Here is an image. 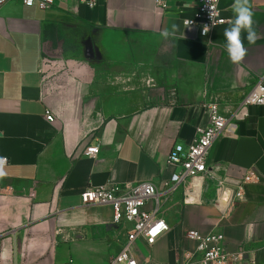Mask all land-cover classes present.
I'll use <instances>...</instances> for the list:
<instances>
[{
	"label": "crops",
	"instance_id": "crops-1",
	"mask_svg": "<svg viewBox=\"0 0 264 264\" xmlns=\"http://www.w3.org/2000/svg\"><path fill=\"white\" fill-rule=\"evenodd\" d=\"M88 1L40 11L10 0L0 9V157L8 161L0 166V264H108L126 226L112 224L109 205L84 207L80 193L159 188L175 170L167 166L172 147H188L207 126L205 104L227 115L264 76V0H248L257 40L244 42L239 63L224 48L233 0H219L226 23L209 39L182 23L199 0ZM61 52L77 57L73 75L58 82L62 113L43 74V58ZM86 147L98 155L85 156ZM206 165L202 203L171 196L161 211L169 231L151 247L138 244L141 263L173 264L181 234L195 230L222 234L228 250L264 264V107L227 126ZM219 184L234 191L227 213L210 204Z\"/></svg>",
	"mask_w": 264,
	"mask_h": 264
},
{
	"label": "built area",
	"instance_id": "built-area-1",
	"mask_svg": "<svg viewBox=\"0 0 264 264\" xmlns=\"http://www.w3.org/2000/svg\"><path fill=\"white\" fill-rule=\"evenodd\" d=\"M10 0H0L1 7ZM25 7H36L40 11L49 10L54 2L65 0H15ZM85 1V0H82ZM163 0H155L161 6ZM95 0L86 2L88 7L95 6ZM200 5L188 18L182 20L183 26L190 28L202 38L209 39L214 28L226 23L218 9L219 0H199ZM185 21H192L186 25ZM214 25V26H213ZM208 26L205 33L203 27ZM264 107V76L258 77L239 103L223 115L215 103L205 104L208 110V123L203 129H198L188 147L175 145L167 157V166L174 168L169 179L161 182L158 188L150 182H143L122 188L119 186H102L85 189L80 193V201L84 207L109 205L112 208V224L126 226L125 238L119 251L110 258L108 264H147L148 258L139 259L138 244L145 247L153 246L168 231V225L161 216L164 203L176 193L182 192V203L199 205L202 203V192L207 171L206 160L211 146L219 139L229 125L243 122L248 117L249 109ZM47 122L52 123L54 117L48 110L45 113ZM0 131V139H1ZM97 147H86L85 156L95 158ZM8 161L0 157V166ZM252 180L245 175L244 181ZM236 196V195H235ZM234 191L221 184L216 188V196L210 203L220 211L227 213L233 204ZM150 204V205H149ZM150 208H147V206ZM182 244L173 264H257L255 261H245L241 252H231L226 247L222 234H202L188 230L181 234ZM186 243V244H183Z\"/></svg>",
	"mask_w": 264,
	"mask_h": 264
},
{
	"label": "clouds",
	"instance_id": "clouds-1",
	"mask_svg": "<svg viewBox=\"0 0 264 264\" xmlns=\"http://www.w3.org/2000/svg\"><path fill=\"white\" fill-rule=\"evenodd\" d=\"M231 7L233 20L223 31L224 48L229 59L234 63H239L246 54L244 42L254 44L257 40V32L253 28V10L249 7L248 0H233ZM184 23L190 25L192 21H185ZM176 31L177 26L172 25L171 31L165 30L161 33V38L168 41L175 35ZM203 31L207 33L209 27L204 26Z\"/></svg>",
	"mask_w": 264,
	"mask_h": 264
},
{
	"label": "rangeland",
	"instance_id": "rangeland-1",
	"mask_svg": "<svg viewBox=\"0 0 264 264\" xmlns=\"http://www.w3.org/2000/svg\"><path fill=\"white\" fill-rule=\"evenodd\" d=\"M70 53L61 52L52 57L43 58V74L47 80V83L50 84V88H57L58 101L61 102L58 105V108L61 110V113L64 111L63 102L65 101V94L60 88L61 85L58 84L59 81H62L63 78L72 76V69L75 65L77 57H70ZM75 106L79 107L81 103L80 100H72Z\"/></svg>",
	"mask_w": 264,
	"mask_h": 264
}]
</instances>
